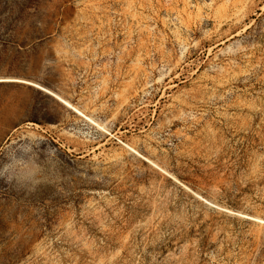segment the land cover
I'll use <instances>...</instances> for the list:
<instances>
[{
  "label": "rangeland",
  "instance_id": "obj_1",
  "mask_svg": "<svg viewBox=\"0 0 264 264\" xmlns=\"http://www.w3.org/2000/svg\"><path fill=\"white\" fill-rule=\"evenodd\" d=\"M0 264H264V0H0Z\"/></svg>",
  "mask_w": 264,
  "mask_h": 264
}]
</instances>
